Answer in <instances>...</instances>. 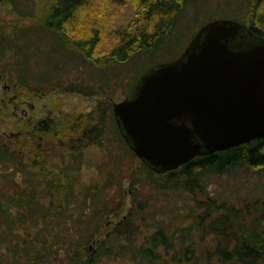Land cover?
Segmentation results:
<instances>
[{
	"label": "trees",
	"instance_id": "1",
	"mask_svg": "<svg viewBox=\"0 0 264 264\" xmlns=\"http://www.w3.org/2000/svg\"><path fill=\"white\" fill-rule=\"evenodd\" d=\"M187 2L136 0L119 23L111 8L126 0H55L41 23L10 27L0 22L1 72L40 93L60 85L50 71L61 69L70 52L95 68L103 62L125 63L138 52L153 51L174 30ZM217 2L215 14L225 13L264 37V0ZM0 3L23 17L35 13L36 0ZM104 36L112 40L99 51ZM53 37L56 42L50 41ZM109 107L82 115L77 126L66 117L54 124L38 120L40 134L23 143L33 147L32 159L16 145L15 136L7 141L0 137V264H264V197L239 205L208 194L204 181L207 174L239 165L264 168V137L156 172L135 156ZM53 131L61 137L55 147L48 142ZM89 144L106 149L105 164L99 169L101 179L77 191L80 164L75 156ZM62 145L72 150L76 162L51 173L46 164ZM117 146L129 151H116ZM125 181L135 207L121 214ZM197 192L204 198H195ZM181 194L191 198L190 206L176 203ZM120 214L103 230L105 222ZM138 215L152 228L143 236ZM208 236L213 245L197 251V240Z\"/></svg>",
	"mask_w": 264,
	"mask_h": 264
},
{
	"label": "water",
	"instance_id": "2",
	"mask_svg": "<svg viewBox=\"0 0 264 264\" xmlns=\"http://www.w3.org/2000/svg\"><path fill=\"white\" fill-rule=\"evenodd\" d=\"M137 79L113 114L156 172L264 137V37L241 21L209 19L179 57Z\"/></svg>",
	"mask_w": 264,
	"mask_h": 264
},
{
	"label": "rangeland",
	"instance_id": "3",
	"mask_svg": "<svg viewBox=\"0 0 264 264\" xmlns=\"http://www.w3.org/2000/svg\"><path fill=\"white\" fill-rule=\"evenodd\" d=\"M217 1L219 0H188L189 3L187 2L186 8L174 30L161 39L153 51L138 52L125 63L106 65L103 62L100 67L95 68L91 63L82 61L74 54L71 55L70 52L69 58L63 60L64 66L56 71L52 68L50 75L51 77L58 75L61 86L75 85L78 88L65 90L60 85L48 88L46 86L47 89L45 88L44 91L34 93L13 81L7 76L8 73L1 72L0 69L1 139L7 141L10 135L15 136L16 145L29 159H32L33 147L23 145V143L31 135L40 134L37 129L38 120L40 119L47 122L51 121L50 123L54 124L66 117L75 120L72 124L74 126V124L76 125L81 121L79 117L93 112L95 108H99L101 105L107 107L108 103H110V109L107 112L114 119L113 102L125 98L134 81L148 68L179 57L197 29L208 19L227 17L225 13L221 12L215 14ZM54 2L55 0H36L35 13L26 17L15 13L10 4L0 3V22L10 27L41 23ZM135 3L136 0H126L125 5L111 8L112 11L117 12L119 23L122 17L125 19L129 16L130 9L134 7ZM110 19L113 21V16ZM49 39L56 42L54 37ZM110 40H112V37L104 36L99 51L104 50L105 45ZM94 116L98 117V114L94 112ZM60 138V134L53 131L48 135V142L55 147ZM62 141L64 142V140ZM43 142L45 141L43 140ZM115 150L129 151L123 146H117ZM104 151H106L105 148L89 144L83 146L78 155L75 156L78 157L80 164L74 179L77 191H80L82 185L101 179L99 169L105 164ZM75 157L72 150L68 149L66 145H62L59 150L54 151L46 167L51 173H61L69 162H76ZM126 161H129V159L124 158V162ZM204 181L208 186V194L214 195L218 199H228L232 202L239 201L237 203L239 205L247 198L252 199V197L259 195L264 197V168L261 167L239 165L225 173L207 174L204 176ZM123 186L125 192L121 214H126L129 208L135 207V203L131 200L128 182L125 181ZM194 197L203 199L204 195L197 192ZM175 199L176 203L184 207L190 206L192 203L191 198L184 194L176 196ZM181 209L184 210L182 207ZM121 214L118 217H112L109 222H105L103 230L109 228L119 217L121 218ZM137 217L141 232L140 236H143L147 230L152 231L151 227H147L149 223L146 219H143L140 215ZM212 245L213 240L208 236L204 241L197 240L196 249L199 251L210 248ZM108 264H120V262L111 261Z\"/></svg>",
	"mask_w": 264,
	"mask_h": 264
}]
</instances>
